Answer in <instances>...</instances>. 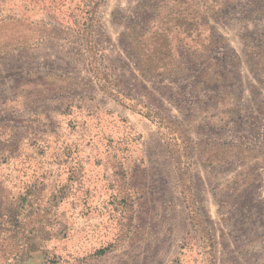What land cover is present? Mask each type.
<instances>
[{
	"label": "rangeland",
	"instance_id": "1",
	"mask_svg": "<svg viewBox=\"0 0 264 264\" xmlns=\"http://www.w3.org/2000/svg\"><path fill=\"white\" fill-rule=\"evenodd\" d=\"M0 264H264V0H0Z\"/></svg>",
	"mask_w": 264,
	"mask_h": 264
},
{
	"label": "trees",
	"instance_id": "2",
	"mask_svg": "<svg viewBox=\"0 0 264 264\" xmlns=\"http://www.w3.org/2000/svg\"><path fill=\"white\" fill-rule=\"evenodd\" d=\"M164 40L165 35L162 33L160 34V37L158 39L154 40L153 48L149 49L150 52L147 55V58L143 59V61L141 62L142 66L144 65V70L155 74L160 69H163L164 71L167 70L168 64L164 61H161L159 57V54L161 53L160 46L162 45ZM88 44H91V46H93L94 42L91 40L88 42ZM90 63L92 65L95 76L98 78L102 86L109 88V80L106 78V76H103L101 71L99 70L97 59L95 56H92ZM113 93H115L120 100L124 102L129 101V105L134 107L136 110H138L139 113L144 115V117L148 118L158 126L162 134V138L165 140L169 151L175 161L180 177L185 183V181L187 180L186 175L188 174V169L191 164L194 146L192 145L191 138L186 134V131L182 128L179 122L173 117L166 115L161 111H156L146 105H143L139 100L135 98L132 99L128 96H125L120 91L114 90Z\"/></svg>",
	"mask_w": 264,
	"mask_h": 264
}]
</instances>
